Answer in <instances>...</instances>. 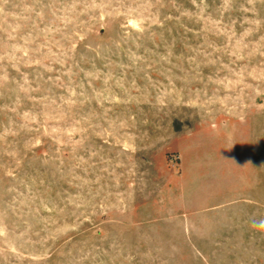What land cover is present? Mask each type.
Here are the masks:
<instances>
[{
    "label": "rangeland",
    "instance_id": "rangeland-1",
    "mask_svg": "<svg viewBox=\"0 0 264 264\" xmlns=\"http://www.w3.org/2000/svg\"><path fill=\"white\" fill-rule=\"evenodd\" d=\"M264 0H0V264H264Z\"/></svg>",
    "mask_w": 264,
    "mask_h": 264
},
{
    "label": "clouds",
    "instance_id": "clouds-1",
    "mask_svg": "<svg viewBox=\"0 0 264 264\" xmlns=\"http://www.w3.org/2000/svg\"><path fill=\"white\" fill-rule=\"evenodd\" d=\"M255 225H258L260 228L264 229V220L254 221Z\"/></svg>",
    "mask_w": 264,
    "mask_h": 264
}]
</instances>
